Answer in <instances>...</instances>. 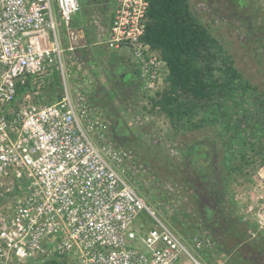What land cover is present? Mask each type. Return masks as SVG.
I'll list each match as a JSON object with an SVG mask.
<instances>
[{"label": "built area", "instance_id": "1", "mask_svg": "<svg viewBox=\"0 0 264 264\" xmlns=\"http://www.w3.org/2000/svg\"><path fill=\"white\" fill-rule=\"evenodd\" d=\"M147 7L146 0H109L105 19H91L107 23L96 41L154 95L167 67L142 39ZM79 9V0H0V187L18 188L0 216V264H179L183 252L193 259L181 232L155 216L150 196L128 176L132 150L107 141L89 105L94 61L78 60L70 30ZM52 73L58 90L46 101ZM258 176L264 182V164ZM260 210L251 213L249 233L264 228ZM141 211L155 225L135 229ZM187 236L196 251L210 243L195 231Z\"/></svg>", "mask_w": 264, "mask_h": 264}, {"label": "rangeland", "instance_id": "2", "mask_svg": "<svg viewBox=\"0 0 264 264\" xmlns=\"http://www.w3.org/2000/svg\"><path fill=\"white\" fill-rule=\"evenodd\" d=\"M79 1L80 9L74 16L77 20L86 22L94 15L105 19L104 0ZM188 3L194 18L218 39L242 78L255 86V93L264 101V0H188ZM84 58L83 62L86 61ZM98 61L93 63V75L85 87L87 100L93 113L105 125L107 141L132 150L128 176L143 194L150 196L155 216L181 232L189 254L199 264H264V228L249 233L254 224L251 213L256 214L258 206L263 208L264 205L263 198H259L262 188L260 190L258 185L264 183L259 182L258 176L264 161L244 174L228 173L222 164L224 148L215 128L178 131L164 114L156 108L152 110L150 97L163 88L164 80L160 89L151 95L138 85L121 84L118 75L128 65L131 69L129 63L125 65V60L123 65L117 66ZM162 71L161 76H165L167 69L164 67ZM68 85L70 87V80ZM54 88H43L46 101L54 99ZM202 151L206 158L201 156ZM185 170L212 172L216 186L228 190L220 207L229 217L240 218L246 243L255 246L253 251L258 253L252 254V249H246L244 245L230 247L231 237L224 247L219 246L222 241L215 236L216 225L199 216L197 197ZM7 183L0 187V216L6 213L7 203L18 191L16 186ZM243 215L247 218L242 221ZM260 220L264 224V216ZM155 223L154 217L141 211L133 226L147 229ZM193 231L210 238L209 245L197 251L192 249L187 235ZM259 254L261 257L257 256ZM193 259L183 252L179 264H195Z\"/></svg>", "mask_w": 264, "mask_h": 264}, {"label": "trees", "instance_id": "3", "mask_svg": "<svg viewBox=\"0 0 264 264\" xmlns=\"http://www.w3.org/2000/svg\"><path fill=\"white\" fill-rule=\"evenodd\" d=\"M146 1L142 39L167 67L165 85L150 97L152 110L164 114L178 131L215 128L228 173L241 175L256 168L264 161V101L255 93V86L242 78L218 39L194 18L188 0ZM46 80L45 87L58 90L56 73L47 75ZM201 156L207 157L204 151ZM185 174L197 197L199 216L217 227L215 236L222 241L219 246L224 247L231 237L230 247L244 245L252 254L258 253L246 243L240 218L222 211L220 205L228 190L216 186L213 173L185 170Z\"/></svg>", "mask_w": 264, "mask_h": 264}, {"label": "crops", "instance_id": "4", "mask_svg": "<svg viewBox=\"0 0 264 264\" xmlns=\"http://www.w3.org/2000/svg\"><path fill=\"white\" fill-rule=\"evenodd\" d=\"M106 22L83 19L77 20L73 17L71 21V33L73 34V43L76 45L75 56L78 60L84 61V57L93 60L95 63H108L112 66L123 65L124 60L121 56L106 47L105 44L97 42V31L104 27ZM126 64V63H125Z\"/></svg>", "mask_w": 264, "mask_h": 264}, {"label": "flooded vegetation", "instance_id": "5", "mask_svg": "<svg viewBox=\"0 0 264 264\" xmlns=\"http://www.w3.org/2000/svg\"><path fill=\"white\" fill-rule=\"evenodd\" d=\"M105 6H108L109 5V0H104V3H103ZM114 75V74H113ZM136 75H137V72H136V70L133 68V67H131V69L129 68H127L126 67V69H124L122 72H121V74H119L118 75V78H119V80H122V85H127V86H133V85H138L139 86V80H138V77H137V79H136ZM124 82V83H123ZM124 85V86H125ZM194 191V190H193Z\"/></svg>", "mask_w": 264, "mask_h": 264}]
</instances>
